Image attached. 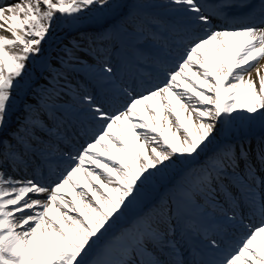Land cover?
<instances>
[{"label":"snow or ice","instance_id":"6c2138e0","mask_svg":"<svg viewBox=\"0 0 264 264\" xmlns=\"http://www.w3.org/2000/svg\"><path fill=\"white\" fill-rule=\"evenodd\" d=\"M130 66L164 79L135 94ZM255 126L264 0H0V264H264V136L236 135Z\"/></svg>","mask_w":264,"mask_h":264},{"label":"bare ground","instance_id":"6f19581e","mask_svg":"<svg viewBox=\"0 0 264 264\" xmlns=\"http://www.w3.org/2000/svg\"><path fill=\"white\" fill-rule=\"evenodd\" d=\"M160 12L164 13L165 15H169V13L166 10H164V9H161ZM214 23L222 24V21H220L217 18V19H214ZM84 27H87V25H85ZM64 30H68L71 33H77L75 31V29L70 28V27H68L65 24H62L61 28H60V31H64ZM68 39H70V41H71L72 37H68ZM47 48L51 49V46L49 45ZM173 51H175L174 47H173ZM176 56H177V54H176ZM145 71H147V69H145ZM136 73H137V69L136 68L133 69V68L129 67L127 69H121V71L118 73L117 77L115 78V81H116L117 84L120 85L121 88L130 87V89H134V91L137 90V92H140V90H144L145 88L151 87L154 84L158 83L160 80H163V78L159 77L156 74V72L154 71L152 73V76H151V79H150L151 83H147L145 81L146 80L148 81L149 79L141 78L138 75H136ZM157 77H159V80L157 79ZM109 87L112 88L111 85H109ZM103 90H108L109 91V88H105ZM113 91H114V93L110 94V97H108V99H112L113 100L114 98L115 99L118 98L119 101L114 100V102L117 105H120L121 102L125 99V97H124V95L121 92H118V91H116L114 89H113ZM63 98H64V100H70L71 101V97L70 96H64ZM97 101L99 103L104 104L106 110H109L111 108V106L107 103L106 100L97 97ZM143 111H144L143 108L139 109L140 115L143 116L148 123H151V120L149 119L148 114L145 111L144 112ZM134 119H139V117H134ZM87 123L85 124V129L88 128V126H87L88 124ZM257 130L258 131H262V132L264 131L259 126H255V127L251 128V129L244 128L242 131L238 130L236 135L243 137L244 135H247L248 133H250V131H257ZM30 173L31 172L29 171L27 174L29 175ZM80 186H81V188H84L86 190V185H84L81 181H80ZM157 187H159V186L157 185ZM67 192H68V197H69V198L68 197L67 198L69 200H71L74 195L70 194V190L68 189V187H67ZM133 211H135V209H133ZM131 214H132V212L129 213V215H131ZM249 222L253 223L254 225H258L260 223V218L256 217V218H254L251 221L246 220L245 224H247ZM238 232H240V229L239 230H235V231H231L230 230V236L229 237L232 238L231 235H233L235 233H238ZM242 232L243 231H241L240 234H242ZM210 235H213V234L210 233Z\"/></svg>","mask_w":264,"mask_h":264},{"label":"rangeland","instance_id":"374dc122","mask_svg":"<svg viewBox=\"0 0 264 264\" xmlns=\"http://www.w3.org/2000/svg\"><path fill=\"white\" fill-rule=\"evenodd\" d=\"M155 1H157V0H155ZM70 33H64V34H60L59 35V37H60V41L62 42V44H68L69 43V41L65 38L66 36H68ZM69 36H74V37H77L76 35H74V34H71V35H69ZM62 44L60 45V46H62ZM48 44H45V47L47 46ZM51 46L54 48V47H58V45H56V44H51ZM157 73V75H159L160 77H162L163 79H164V76L162 75V74H160V73H158V72H156ZM146 82H150V81H146ZM144 92V91H143ZM143 92H139V93H136V94H142ZM126 102V100L124 101V103ZM258 133H260V134H258ZM254 134H258V135H256V136H254L255 138H260L261 136H264V132H256V133H254ZM91 133H87V135H84V134H80V135H78V136H76V138H75V140L73 141V143L75 144V148L73 149V152L75 151V149L76 148H79L80 147V145H82L83 143H85L86 142V140H87V137H91ZM249 137H247V139H248ZM64 146H68V147H71V145H64ZM251 146V145H250ZM245 147L247 148V147H249V145L247 144V143H245ZM251 148H252V146H251ZM86 167H88V165H86ZM45 176H47L48 175V173L45 171ZM32 175V174H31ZM31 175H29V176H31ZM90 178H88V177H84L83 179H81V181L84 183V184H86L87 185V181L89 180ZM67 187H71L70 185L69 186H67ZM73 190V189H72ZM74 191V190H73ZM241 230H244V229H242L241 228ZM233 236H235V238H240V234H234ZM231 238L229 237L228 238V242H230V243H234V241H231L230 240ZM222 247H223V245H222Z\"/></svg>","mask_w":264,"mask_h":264}]
</instances>
